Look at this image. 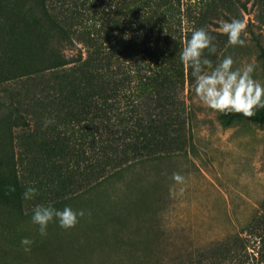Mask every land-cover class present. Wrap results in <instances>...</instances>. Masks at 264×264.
Returning a JSON list of instances; mask_svg holds the SVG:
<instances>
[{
    "label": "trees",
    "instance_id": "trees-1",
    "mask_svg": "<svg viewBox=\"0 0 264 264\" xmlns=\"http://www.w3.org/2000/svg\"><path fill=\"white\" fill-rule=\"evenodd\" d=\"M35 1L43 17L29 13L27 33L0 39V82L19 79L27 110L0 141V209L16 212L54 207L133 161L186 150L194 79L180 61L184 41L206 28L214 66L230 47L221 21L245 22L251 2L264 23V0ZM260 58L264 66L263 45ZM219 117L264 126V109ZM28 187L37 193L25 200ZM245 230L179 264H264V217Z\"/></svg>",
    "mask_w": 264,
    "mask_h": 264
},
{
    "label": "rangeland",
    "instance_id": "rangeland-1",
    "mask_svg": "<svg viewBox=\"0 0 264 264\" xmlns=\"http://www.w3.org/2000/svg\"><path fill=\"white\" fill-rule=\"evenodd\" d=\"M248 7L241 37L246 46H230L219 61L231 56L234 69L253 63V78L264 85V23L251 2ZM29 13L43 17L35 0H0V39L27 33ZM33 32L45 38L39 26ZM20 85L19 79L0 82V141L22 128L12 124L14 116L27 115L17 96ZM193 88L187 91L192 119L186 150L133 161L64 199L54 208L84 212L70 230L54 221L42 237L33 213L0 209V264H179L246 234L250 223L264 217V126L250 121L226 126ZM173 173L186 178L185 185L175 186L185 187L184 194L175 198L169 195ZM23 238L33 241L31 251H24Z\"/></svg>",
    "mask_w": 264,
    "mask_h": 264
},
{
    "label": "clouds",
    "instance_id": "clouds-1",
    "mask_svg": "<svg viewBox=\"0 0 264 264\" xmlns=\"http://www.w3.org/2000/svg\"><path fill=\"white\" fill-rule=\"evenodd\" d=\"M247 25L242 20L233 18L230 22L221 21L219 32L227 36V44L232 47L246 46V40L242 39ZM127 39V36H125ZM214 37L206 28H198L192 31L189 39L184 41V47L180 52V61L186 70H191L194 79L196 98L199 102L224 115L240 114L246 118H251L256 114V109H264V85L253 78L255 65L248 63L241 68H233L234 60L231 56H226L213 67V62L205 56V51L214 55L217 51L213 43ZM54 123L52 120H45L44 127ZM173 186L169 189V195L173 198L181 196L185 192V187L178 190L176 185H185L186 178L179 173H173ZM14 192L15 188H9ZM37 193L34 187H28L23 193L25 200L32 199ZM84 216V212L74 211L71 207H64L57 210L50 204L37 205L33 209L32 223L38 226L39 234L47 235V228L51 222H57L58 226L64 230H70L79 223V218ZM24 251H31L30 245L33 243L28 238L21 240Z\"/></svg>",
    "mask_w": 264,
    "mask_h": 264
}]
</instances>
